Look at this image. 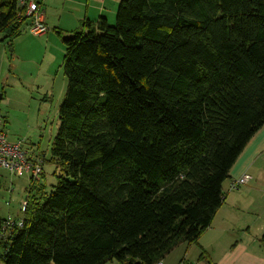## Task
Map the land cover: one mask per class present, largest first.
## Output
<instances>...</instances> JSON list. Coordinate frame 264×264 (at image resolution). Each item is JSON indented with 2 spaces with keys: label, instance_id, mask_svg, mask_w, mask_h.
Listing matches in <instances>:
<instances>
[{
  "label": "trees",
  "instance_id": "obj_1",
  "mask_svg": "<svg viewBox=\"0 0 264 264\" xmlns=\"http://www.w3.org/2000/svg\"><path fill=\"white\" fill-rule=\"evenodd\" d=\"M26 12L0 0V43ZM62 40L61 175L46 197L31 179L3 264H158L197 245L264 126V0H122L115 25L84 20Z\"/></svg>",
  "mask_w": 264,
  "mask_h": 264
},
{
  "label": "rangeland",
  "instance_id": "obj_2",
  "mask_svg": "<svg viewBox=\"0 0 264 264\" xmlns=\"http://www.w3.org/2000/svg\"><path fill=\"white\" fill-rule=\"evenodd\" d=\"M121 1L108 5L111 25L116 24ZM49 34L55 39L49 35L37 36L27 30L13 46L8 42L0 43V93L4 94L0 99V110L8 121L5 133L10 142H23L29 156L43 165V176L35 183L33 193L39 195L38 189L44 188V197L58 185L61 175V169L53 160L52 149L60 125V107L68 88L64 68L65 43L56 31L51 30ZM1 173L4 178L1 181L0 218H24L20 205L33 188L31 178L26 174L11 177L6 172ZM11 183L13 190L10 192ZM233 184L234 181L231 190H237ZM0 264H3L1 259Z\"/></svg>",
  "mask_w": 264,
  "mask_h": 264
},
{
  "label": "crops",
  "instance_id": "obj_3",
  "mask_svg": "<svg viewBox=\"0 0 264 264\" xmlns=\"http://www.w3.org/2000/svg\"><path fill=\"white\" fill-rule=\"evenodd\" d=\"M117 2L42 0L44 22L49 28L47 35L55 39L54 35L49 34L51 30L56 31L60 38L70 35L80 28L84 20L94 22L97 18L108 17V5ZM3 95L0 93V99ZM245 174L251 176L249 183L232 191V182ZM2 178L4 176L1 181ZM222 190V207L199 243L191 246L180 244L158 264H209L206 260L200 261L202 252H206L212 264H264V246L261 242L264 236V126L238 157Z\"/></svg>",
  "mask_w": 264,
  "mask_h": 264
},
{
  "label": "built area",
  "instance_id": "obj_4",
  "mask_svg": "<svg viewBox=\"0 0 264 264\" xmlns=\"http://www.w3.org/2000/svg\"><path fill=\"white\" fill-rule=\"evenodd\" d=\"M20 5L27 9L26 16L31 18L27 30L37 36H45L49 32L48 26L44 22V11L41 4L36 0H20ZM6 119L0 110V172H6L11 177L20 174L28 175L32 180L39 181L44 173L41 162L34 160L25 151L23 142L12 143L7 139L5 133ZM251 176L248 174L234 180V188L248 183ZM13 184L9 188L13 190ZM1 192V177H0ZM27 208V202L24 200L20 205L21 213ZM25 228L24 218H0V246L11 243L14 234Z\"/></svg>",
  "mask_w": 264,
  "mask_h": 264
}]
</instances>
